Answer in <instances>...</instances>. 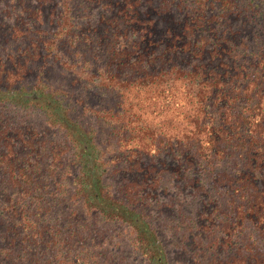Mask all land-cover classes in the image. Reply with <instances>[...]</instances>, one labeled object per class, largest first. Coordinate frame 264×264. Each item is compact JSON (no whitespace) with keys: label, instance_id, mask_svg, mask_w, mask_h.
Returning <instances> with one entry per match:
<instances>
[{"label":"trees","instance_id":"1","mask_svg":"<svg viewBox=\"0 0 264 264\" xmlns=\"http://www.w3.org/2000/svg\"><path fill=\"white\" fill-rule=\"evenodd\" d=\"M132 2L145 5L116 0L113 6L121 16L117 19L114 14L109 24L102 18L80 19L70 10L66 11L68 23H62L59 11L52 21L53 33L47 35L49 26H44L34 37L39 51L31 59L34 66L29 79L25 73L16 75L12 69L0 68V107L38 113L48 128L64 136L71 151L68 165L77 168L67 182L72 195L60 197L57 204L64 205L66 213L30 210L27 205L40 203L39 196L0 193V264H88L87 255L75 257L79 252L66 243L69 237L58 235L64 228L70 235L76 209L86 221L94 218L104 226L130 228L141 258L148 264H168V239L160 238L151 225L146 215L150 205L112 192L115 188L109 187L107 169L112 163L96 142L93 124L84 123L90 109L51 83L46 69L56 67L68 71L75 66L78 77L102 88L100 97L116 99L111 116L115 141L110 147L118 151V162L124 157L139 166L138 157H146L152 143L161 145L153 153L170 168L161 169L171 173V182L161 193H173V202L158 205L157 201L154 206L179 215L186 231L194 234L196 227L195 239L189 236L202 257H206L202 244L205 247L213 239V229L220 224L221 236L214 243L226 247L248 229L264 241V0ZM143 6L152 7L153 15ZM103 26L112 28V34L96 33ZM160 27L164 29L159 34ZM6 53L14 60L9 48ZM141 87L154 88L162 96V134L155 138L152 132L153 142L126 150L134 127L122 119L121 95ZM100 112L95 125L106 119L104 111ZM2 126H6L4 118L0 120V164L9 176V186L27 184L29 191L33 185L19 180V172L26 171L19 149L25 146L32 158V145L18 141V147H12ZM224 160L226 165L221 164ZM139 168L145 177L152 179V170L156 174L152 164ZM254 264H264V258Z\"/></svg>","mask_w":264,"mask_h":264},{"label":"rangeland","instance_id":"2","mask_svg":"<svg viewBox=\"0 0 264 264\" xmlns=\"http://www.w3.org/2000/svg\"><path fill=\"white\" fill-rule=\"evenodd\" d=\"M115 1L15 0L9 2V0H0V68L12 69L16 75L25 73V79H29L33 72L31 68L34 66L31 59L39 51L34 37L36 33H41L39 31L44 26L50 28V30L47 29V35L53 33L52 21H54L55 15L59 11H61L62 23H68L66 11L70 10L72 16L76 15L80 19L82 17L85 20L96 18L98 21L99 18H102V21L109 24L114 19V14L117 15V19L121 16V12L113 6ZM127 1L135 6L144 4V2L137 4L132 0ZM120 6L122 7V5ZM146 8L145 11L148 15H151V13L153 15L152 7ZM127 11L130 12V8ZM155 27L156 25L153 24L152 29ZM161 27L158 29L159 34L164 29ZM59 29L60 27L56 28V31ZM112 31V28L104 26L96 29L98 34L106 33L105 37L112 34ZM151 31L153 32V30ZM156 32L157 30H154L155 34ZM8 48L14 56V60L9 59L10 57L6 53ZM86 57L89 59L88 56ZM81 61L84 62V59L82 58ZM76 64H81V62H76ZM46 71H48L47 75L50 77L51 83L56 85L57 88L59 87L70 93V99L73 102L76 101L80 105L85 104L90 109L87 114L88 120L85 118L84 123L93 124L96 142L104 150L105 158L109 159L107 161L112 163V166L108 164L107 167L109 170V187L115 188V191L112 190L114 194H125L137 204L146 202L150 205L148 211L146 210V215L149 217L151 225L156 227L160 238L166 237L168 239L165 242L168 264H254V260L264 258V241L256 239L254 231L250 229H248L249 231H243V237L237 234L233 237L232 242L227 243L226 247L222 246L221 242L214 243L213 239L218 241L221 236L219 232L221 224L213 229L211 234L213 239L207 240L205 247L202 244L206 252V257H202L197 244H191L190 241L189 233L195 239L196 227L193 229L194 234L186 231V225L183 223V219L179 218V215H176L175 212L170 213V210L166 212L154 206L157 201H159L158 205H167L173 202L171 197L173 194L172 186L168 187L172 193L171 195L161 193L166 184L168 185L171 182L169 177L171 173L168 175L160 167L164 166L170 170L169 165L163 164L158 158L159 155L153 153V150L161 148V145L157 142L152 143L151 152L146 153V157H138L139 166L134 165V159L129 161L124 157L118 162V155L115 154L118 151L110 147L113 146L112 143L115 141L112 138L114 132L111 131L113 128V117L111 116L114 112L116 99H112L110 96L100 97L99 94L103 91L102 88L93 81H85L81 76L78 77V70L75 66L68 71L59 67L51 70L46 69ZM70 71H73L74 74ZM153 90L154 88L147 90L141 87L137 92L132 90L130 94H123V97L121 95L122 105L118 109H122V119L128 123L131 121L132 127H134V132H131L133 140L128 142L126 150H129L132 146L137 147V145H147L153 142L150 140L152 132L155 134V138L156 136L159 138L162 134L160 126L164 122L163 100L162 96H159L158 90ZM102 102L104 105H100ZM100 111H104L103 116L106 119L103 124L95 125L96 117L101 115ZM91 114H94V117H91ZM2 118H4L6 126H2L3 131H1L7 134V141L12 147H18V141L32 145V158H29L26 147L20 146L19 159H23V163H26V171L19 172V180L26 183L30 182L33 187L29 191L26 188L27 184H25L26 186L21 184L18 188L10 187L9 176L0 164V193L6 195L14 193L16 197H21L23 194L33 197L39 196L40 203L35 202L34 205H27L30 210L39 211L48 208L57 213L60 210L65 211V213L68 212L64 205L57 204L61 201L60 197L72 195L71 188L67 190V182L70 180L71 175L76 173L77 168L68 165V156L71 151L68 143L64 140V136L55 128H48L38 113H24L0 107V120ZM143 126L148 127V130H143ZM169 127L174 129L173 123ZM2 147L3 145L0 146V151ZM115 148L117 149V146ZM122 152L126 151L123 150ZM114 154L116 162H114ZM153 154L154 156H152ZM120 155L121 152H119ZM58 163H60L59 166H57ZM226 163L224 160L221 164L226 165ZM150 164L156 168V174L155 171H151L152 175L150 174V177L154 176L152 179L145 177L144 171L139 168H148ZM55 166L58 169L56 168L54 173L56 176L53 181L51 177ZM28 176L31 177L30 181L27 180ZM138 209L141 211L140 208ZM66 217L67 219L70 218L68 215ZM194 218L198 219V216ZM217 220H220V218L218 217ZM71 225L72 231L69 236L66 228L58 235H61L62 238L69 237L66 243L72 247V250L79 252V256H75L76 258L80 259L81 256L87 255L86 262L88 264H148L144 258L137 254L134 233L130 228L114 225L104 226L97 223L94 218L86 221L78 209L72 215Z\"/></svg>","mask_w":264,"mask_h":264}]
</instances>
